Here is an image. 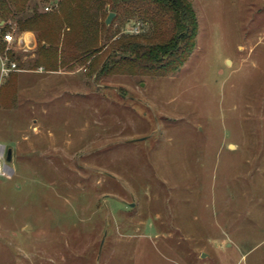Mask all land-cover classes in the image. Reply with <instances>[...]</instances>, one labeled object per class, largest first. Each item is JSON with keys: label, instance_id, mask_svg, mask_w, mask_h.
Listing matches in <instances>:
<instances>
[{"label": "rangeland", "instance_id": "1", "mask_svg": "<svg viewBox=\"0 0 264 264\" xmlns=\"http://www.w3.org/2000/svg\"><path fill=\"white\" fill-rule=\"evenodd\" d=\"M188 1L199 28L177 71L79 67L57 75L64 98L6 117L0 264H264V0ZM10 32L0 56L32 69L36 42Z\"/></svg>", "mask_w": 264, "mask_h": 264}, {"label": "trees", "instance_id": "2", "mask_svg": "<svg viewBox=\"0 0 264 264\" xmlns=\"http://www.w3.org/2000/svg\"><path fill=\"white\" fill-rule=\"evenodd\" d=\"M39 2L53 4L50 10L39 11ZM108 12H114L120 24L135 21L147 26L148 32L119 34V27L104 24ZM195 12L188 0H0V21H4L0 54L4 53L2 37L14 25L37 38L32 69L82 67L95 77L170 75L187 61L196 44ZM6 56L14 58L9 52ZM5 84L6 104L13 96H8Z\"/></svg>", "mask_w": 264, "mask_h": 264}, {"label": "crops", "instance_id": "3", "mask_svg": "<svg viewBox=\"0 0 264 264\" xmlns=\"http://www.w3.org/2000/svg\"><path fill=\"white\" fill-rule=\"evenodd\" d=\"M3 22L4 21H0V27L3 25ZM19 39H20V46L23 51H29V49H31L32 47L34 48L36 41L31 32L29 31L22 32ZM24 57L25 56H23V58ZM19 60L21 61L22 59L20 58ZM18 63L19 61L17 59V64ZM67 72L70 71L61 70V69L58 71H45L40 67L36 69H21L18 71L11 72L3 80L1 84L3 85V92L1 96H4V83H6L5 90L8 89L9 91L8 96H13V101L10 100L6 104L3 105L0 104V144L4 146L5 151L7 148L11 147V144L13 142L17 141V140L14 141L11 137L9 136L7 137L6 135H4V121L6 120V117H12L13 108L19 107L23 103L25 106H28L30 108L35 107L36 105L30 103L32 101H35V103H40L39 106H42L41 104L44 105V102L52 99L51 98L52 96H50V94H53V98L56 100L64 98V96H66V93L72 91L71 89H69L70 86L72 87V83H67L63 78L58 79L57 75ZM44 73L49 75L44 76L43 75ZM61 84L63 85V87ZM59 88H62L63 92L55 96L56 93L58 92L57 89ZM48 90L50 92H48ZM48 94L50 97L48 96ZM21 98H23V100ZM2 100L3 99H1V102Z\"/></svg>", "mask_w": 264, "mask_h": 264}, {"label": "built area", "instance_id": "4", "mask_svg": "<svg viewBox=\"0 0 264 264\" xmlns=\"http://www.w3.org/2000/svg\"><path fill=\"white\" fill-rule=\"evenodd\" d=\"M45 11L50 10L49 7L44 8ZM138 30L136 27L129 30L131 33H138ZM2 40L6 43L14 42L15 39L11 32H6ZM20 43V39L18 41ZM19 70L17 68V64L15 61L10 60L6 55L0 56V86L3 82V80L13 71ZM8 173L7 167L5 165V148L3 145L0 144V176H6Z\"/></svg>", "mask_w": 264, "mask_h": 264}, {"label": "water", "instance_id": "5", "mask_svg": "<svg viewBox=\"0 0 264 264\" xmlns=\"http://www.w3.org/2000/svg\"><path fill=\"white\" fill-rule=\"evenodd\" d=\"M115 13L114 12H109L104 20V24H109L111 19L114 17ZM11 160V149L10 148H7L6 151H5V165H6V162H10ZM8 167V166H6ZM103 240H101V244H102Z\"/></svg>", "mask_w": 264, "mask_h": 264}]
</instances>
